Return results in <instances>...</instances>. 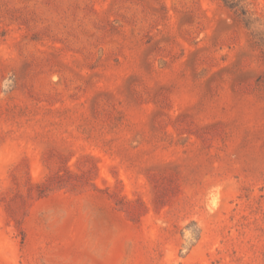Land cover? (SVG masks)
<instances>
[{"label": "rangeland", "instance_id": "1", "mask_svg": "<svg viewBox=\"0 0 264 264\" xmlns=\"http://www.w3.org/2000/svg\"><path fill=\"white\" fill-rule=\"evenodd\" d=\"M0 264H264V54L219 0H0Z\"/></svg>", "mask_w": 264, "mask_h": 264}, {"label": "trees", "instance_id": "2", "mask_svg": "<svg viewBox=\"0 0 264 264\" xmlns=\"http://www.w3.org/2000/svg\"><path fill=\"white\" fill-rule=\"evenodd\" d=\"M222 6L231 13L232 20L237 25L248 31L251 45L264 54V30H260L256 25L257 15L248 0H219ZM258 26V27H257Z\"/></svg>", "mask_w": 264, "mask_h": 264}]
</instances>
